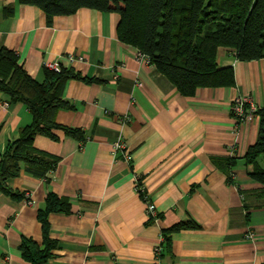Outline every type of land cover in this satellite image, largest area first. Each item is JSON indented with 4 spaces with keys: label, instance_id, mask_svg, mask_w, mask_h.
<instances>
[{
    "label": "crops",
    "instance_id": "obj_1",
    "mask_svg": "<svg viewBox=\"0 0 264 264\" xmlns=\"http://www.w3.org/2000/svg\"><path fill=\"white\" fill-rule=\"evenodd\" d=\"M118 22L117 13L88 8L48 21L37 6L0 0V47L15 52L31 77L42 81L53 61L80 75L65 82L70 107L59 109L56 121L84 134V142L61 130L57 140L36 136L37 149L59 158L56 168L48 180L25 172L7 180L32 203L0 193V264H28L23 239L42 246L38 214L49 193L70 206L47 216L55 247L46 264H155L161 232L179 223L188 225L163 245L165 264H264V207L240 193L261 188L244 160L259 117L237 126L231 111L244 94L264 108V58L239 60L219 48L218 65L233 68L234 84L199 87L187 97L154 65L137 60V49L119 40ZM31 122L28 108L0 91V158ZM117 139L125 148L115 152ZM147 200L156 221L146 217Z\"/></svg>",
    "mask_w": 264,
    "mask_h": 264
},
{
    "label": "trees",
    "instance_id": "obj_2",
    "mask_svg": "<svg viewBox=\"0 0 264 264\" xmlns=\"http://www.w3.org/2000/svg\"><path fill=\"white\" fill-rule=\"evenodd\" d=\"M40 8L51 21L53 17L70 15L81 8L119 15L117 36L120 41L144 53L149 63L165 75L184 96L192 97L199 87H226L234 84L231 66L220 67L217 62L219 48L233 51L236 59L264 58V0H23ZM44 79L31 77L18 63L15 52L0 47V91L9 102L23 103L32 115V122L21 128L0 158V193L12 199L25 198V194L8 186L7 180L22 172L48 180L59 158L37 149L33 142L42 135L53 140L63 131L84 142L78 128L60 125L56 121L59 109L70 107L62 97L68 79L81 78L72 68L57 70L44 68ZM259 117L257 140L248 147L244 156L247 174L261 185L256 191L240 190L243 199L252 197L255 207H264V108ZM234 158L224 163L227 181L234 183L231 166ZM219 167L223 163L213 158ZM66 198L49 193L45 209L38 217L43 227L42 246L23 239L20 249L28 264H46L52 256L55 242L48 236L47 216L51 212L67 211ZM246 207H248L245 204ZM179 223L163 229V245L169 235L181 229ZM193 226V223H189Z\"/></svg>",
    "mask_w": 264,
    "mask_h": 264
},
{
    "label": "built area",
    "instance_id": "obj_3",
    "mask_svg": "<svg viewBox=\"0 0 264 264\" xmlns=\"http://www.w3.org/2000/svg\"><path fill=\"white\" fill-rule=\"evenodd\" d=\"M83 61V57L81 56H69V60L75 61V60ZM137 60L141 62L149 63L148 57L142 53L137 51ZM47 68L57 70L60 67V63L58 61L48 62L46 64ZM260 109V107L255 103L253 98L250 95L244 94V95H238L232 102V116L234 118L235 123L237 126H240L245 120L249 119L253 115H256V112ZM125 143L121 139H117L114 143L113 149L114 151L124 150ZM127 159H130V156H126ZM139 191L141 190V186H138ZM25 200L27 204H31V198L29 194H25ZM146 217L148 220H154L156 221L159 219V214L156 210L155 205L147 200V208H146ZM248 238H252V234H247ZM155 257L154 262L155 264H165L162 259V246L159 245L155 247L154 250Z\"/></svg>",
    "mask_w": 264,
    "mask_h": 264
}]
</instances>
